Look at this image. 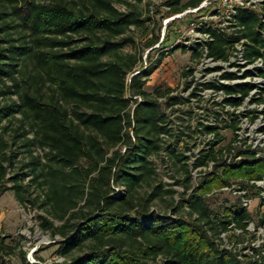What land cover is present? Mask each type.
I'll use <instances>...</instances> for the list:
<instances>
[{"label": "trees", "instance_id": "1", "mask_svg": "<svg viewBox=\"0 0 264 264\" xmlns=\"http://www.w3.org/2000/svg\"><path fill=\"white\" fill-rule=\"evenodd\" d=\"M202 1L167 0L166 4L171 15ZM238 21L252 42L249 56L264 54L261 15L241 9ZM141 23L140 12L121 10L115 0H0V32L6 31L0 44L7 43L0 45V83L2 94L11 97L0 106V123L7 118L22 122L24 144L33 156L32 173L47 186L44 203L53 215L40 214L42 226L66 239L58 242V250L71 258L56 264H264V242L241 256L218 241L221 234L229 233L237 241L238 231L250 232L255 217L243 207L241 197L223 211L215 210L207 197L232 178L263 179L264 159L246 150L248 160L229 166L222 162L225 147L218 152L214 147L205 149L194 166L213 160L218 162L217 170L194 187L189 155L176 146L184 141L181 134L175 144L166 139L174 136L173 128L159 98L170 90L165 94L146 90L140 74L128 82L137 60L123 62L119 50L128 42L125 34L130 27ZM229 43L217 34L209 54L226 58ZM112 52L115 59L108 58ZM251 87L236 85L243 92L241 101ZM129 94L138 96L135 106ZM4 131L0 132V187L17 180L19 199L26 201L29 190L21 184L20 174H9L14 155L7 153ZM36 145L48 150L46 161L34 155ZM163 150L162 166L181 164L185 173L182 183L187 190L177 206L174 184L153 183L158 173L153 157ZM145 184L150 190L142 189ZM120 187L123 191L117 195ZM166 194L173 199L172 214L153 208L154 200ZM36 200L30 199L34 204ZM186 206L190 216L177 214ZM6 239L0 240V264L4 253L15 249ZM77 249L83 253L74 254ZM160 255L164 263L155 262Z\"/></svg>", "mask_w": 264, "mask_h": 264}, {"label": "rangeland", "instance_id": "2", "mask_svg": "<svg viewBox=\"0 0 264 264\" xmlns=\"http://www.w3.org/2000/svg\"><path fill=\"white\" fill-rule=\"evenodd\" d=\"M115 1L116 6L121 10H135L136 12H140L141 18L143 19V23L133 24L130 27L125 34V37H128V42L119 50L123 57V62L129 63L132 62L133 59L137 60L134 68L128 74V82L131 81V78L135 74H140L146 90L155 93V90L159 89L162 94L170 90L169 95H161L159 101L162 102L163 107L167 111L169 115L168 119L172 120L170 124L173 128L174 136L171 137L167 135L166 139L175 144L181 134L184 140L176 145L179 151L185 150L187 154L190 151L196 153L199 149L203 150L209 147L213 139L211 134L207 135L208 133L201 132L200 122L203 118L202 114H210L212 113V109L202 111L201 108L204 107L203 95H201L202 97H198L199 100L195 103L190 102L182 105H175L174 103H176L177 100L171 99L170 97L193 85L189 82L192 72L196 70L209 71L211 68L201 61V53L194 55L192 52L193 48H184L180 45L181 43H178L180 46H177V48L173 45H177L179 39H184L188 26L194 21L198 22L202 20V16H206L205 18L215 26H223L225 24L222 23L224 16L220 15L219 17L211 18L209 15L214 7H206L200 12L191 13L189 16L185 15L166 23L167 19L174 15H169L171 9L166 4L167 0ZM13 32H15L14 35L16 36L15 29H13ZM164 32L166 33L165 37L163 35ZM0 37H6L5 30L0 32ZM157 38L158 40H156ZM153 40L156 41L153 42ZM0 45L7 46V43L1 42ZM115 57H117L115 52H112L111 55L108 56V58L114 59ZM30 67H32V65L29 63V68ZM26 70L29 69L27 68ZM216 81L217 79L215 82ZM202 83H204V80L202 78H197V88L195 90L198 89V92H202L198 88L202 86ZM129 96L134 98L132 104L135 106V99L138 96H133L131 94H129ZM14 98L17 97L14 96ZM143 98V96H139L138 99L143 100ZM212 99L210 95L206 104L207 108L213 106ZM10 101L11 97L2 94V84L0 83V106ZM258 103L259 101L252 100V97H250V100H245L241 107V135L242 138L246 139V144L250 143V140H255L254 136L256 135L257 127L261 124H255L257 118H255V113L253 112L254 109L258 108ZM17 116L21 118L22 115L18 114ZM176 118L178 123L175 121ZM179 122H182V124ZM184 124H192L193 129L188 128ZM5 126H8L6 131H4ZM21 126L22 122L17 119L9 121V118H7L0 123V132H2V130L4 131L3 134L9 142L7 153L14 155V163L9 168V174L11 176L20 174L21 184H24L27 190H29L26 201H21L19 199L18 190L15 187L18 182L17 180L9 182L8 186L10 187H0V240L2 236H6V242L15 247L12 253H4V262L2 264L62 263L71 258L62 255L58 250L59 243L55 241L61 239L60 235L54 236L51 230L45 229L42 226L40 214L53 218V215L48 211L49 206L44 203V194L47 186L40 185V183L34 179L32 167L30 166L33 156L28 150V147L24 144V137L22 136L24 129H22ZM237 126L238 122L230 123L224 121L219 124L217 129L218 134H215L217 135L215 138L218 139L215 143V151L218 152L221 147L227 148V146L231 147L232 144L234 145L237 141ZM238 146L239 145H237V147ZM33 150L34 155L40 156L43 161H46L48 154L47 149L36 145L33 147ZM165 154L166 152L163 150L160 155H154L153 157L157 162L158 171L156 181L154 180L153 183L155 185L163 180L166 183L174 184V188L177 189V193L175 194L177 206L181 196H183V193L187 190V188L184 187V183H182L185 173L181 164L175 165V163L172 162L169 168L162 166L161 158L163 155L165 156ZM214 170H217L216 167L213 171ZM223 170L224 168H221L219 173ZM203 176L204 174L195 177V179H193V181L197 180L195 184L200 185ZM228 185H230L231 190L224 188ZM242 185L248 188V196H252L248 207L255 219L249 224L248 228L250 232L242 233L238 231L241 236H239V240L237 241H232L229 233L226 235L221 234L218 239L223 248H230L236 253L239 252L241 256L246 253H252L253 249L251 246L258 247L264 242V192L260 194L258 188L253 186L251 179L247 177H238L232 178L229 184L214 188L207 195L211 206L217 211H223L226 206L235 203L240 195L236 190H233V186L239 188ZM142 189L150 190L148 184H145ZM122 191L123 187H120L116 194L119 195ZM191 191L192 190H189L186 197L190 195ZM30 199H37L36 203H32ZM172 200V196L166 194L164 198H157L154 200L153 208L162 213L172 214L173 207L169 205ZM188 210H190V207L186 206L185 209L179 210L177 214L190 216L187 212ZM55 220L57 224L62 223L59 219ZM42 245H45V248H42ZM82 253L83 251L80 249L74 252L76 255ZM155 262L164 263V256H158Z\"/></svg>", "mask_w": 264, "mask_h": 264}, {"label": "built area", "instance_id": "3", "mask_svg": "<svg viewBox=\"0 0 264 264\" xmlns=\"http://www.w3.org/2000/svg\"><path fill=\"white\" fill-rule=\"evenodd\" d=\"M206 7H214L209 17L216 18L223 15L224 18L222 23L225 24L223 26H215L205 18L206 16H202V20L198 22L194 21L188 26L184 39H179L177 45L173 46L177 47L181 45L184 48H193V53L197 51L200 52L202 56L201 61L206 63L211 69L209 68V71L196 70L192 72L189 82L193 85L189 86L187 89L185 88L182 92H173L176 93L174 95L176 99L174 100H177L174 104L182 105L190 102L195 103L199 100L198 97H202L201 95H203L204 107L201 108L202 111L212 109V113L202 114L203 118L200 122L201 132L208 133L207 135L211 134L213 139L210 146L203 150L211 149L212 147L215 148V143L218 141V139L215 138L217 136L215 134H218L217 129L219 124L224 121L230 123L238 122L237 141L234 145L232 144L230 149L225 148L223 152V162L227 165L236 166L248 160L249 157L243 153L246 150H253L254 158L264 159V101L261 99L264 94V54L254 57L249 56L252 42L244 33L245 26L241 25L238 21V14L241 9L255 10L264 20V0H203L198 6L188 7L183 11L175 13L172 17L167 19L166 23L185 15L189 16L191 13L200 12ZM165 34L164 32V37L166 36ZM217 34H221L230 41L229 45H226L230 46L226 58H217L209 54L211 44L216 40ZM178 43L181 44L178 45ZM262 52H264L263 47ZM197 78H202L204 80L202 86L198 87L202 92H198V89L195 90L197 88ZM216 79L217 81L215 82ZM240 83L252 85L249 94L244 97L243 101H241L243 92L236 88V85ZM210 95L213 98V106L207 108L206 104ZM250 97H252V100L259 101L258 108L254 109L253 112L255 113V118H257L255 124H261L257 127V132L254 136L255 140H250V143L246 144V139L242 138L241 135L240 112L245 100H250ZM175 121L178 123L177 118ZM179 123L182 124V122ZM184 125L193 129L192 124ZM211 126L215 127L214 131L207 130V128ZM237 145H239V148ZM203 150L199 149L196 153L190 151L187 154L189 155V163L192 167L193 179L203 174H210L218 164V162L212 160L207 165L195 167V161L200 157ZM251 181L253 185H257L260 194L264 192V178L252 179ZM196 182L197 180L193 181L194 187L199 186V184H195ZM236 187L237 186H233V190L240 193L239 197L242 199L243 207L249 209L248 205L252 196H248V188L244 185L239 188ZM224 188L231 190L230 185Z\"/></svg>", "mask_w": 264, "mask_h": 264}, {"label": "water", "instance_id": "4", "mask_svg": "<svg viewBox=\"0 0 264 264\" xmlns=\"http://www.w3.org/2000/svg\"><path fill=\"white\" fill-rule=\"evenodd\" d=\"M64 240H66V239H59V240H56L55 242H60V241H64Z\"/></svg>", "mask_w": 264, "mask_h": 264}, {"label": "crops", "instance_id": "5", "mask_svg": "<svg viewBox=\"0 0 264 264\" xmlns=\"http://www.w3.org/2000/svg\"><path fill=\"white\" fill-rule=\"evenodd\" d=\"M2 228V227H1Z\"/></svg>", "mask_w": 264, "mask_h": 264}]
</instances>
